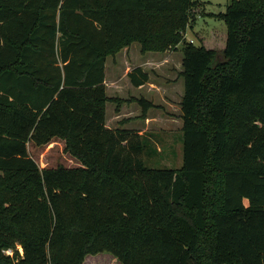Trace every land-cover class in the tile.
Here are the masks:
<instances>
[{
  "label": "trees",
  "instance_id": "1",
  "mask_svg": "<svg viewBox=\"0 0 264 264\" xmlns=\"http://www.w3.org/2000/svg\"><path fill=\"white\" fill-rule=\"evenodd\" d=\"M195 5L0 0V264H264V0L218 15L221 60L185 39ZM133 43L182 45L180 169L147 167V135L106 127L107 60ZM56 139L77 167L31 157Z\"/></svg>",
  "mask_w": 264,
  "mask_h": 264
},
{
  "label": "rangeland",
  "instance_id": "2",
  "mask_svg": "<svg viewBox=\"0 0 264 264\" xmlns=\"http://www.w3.org/2000/svg\"><path fill=\"white\" fill-rule=\"evenodd\" d=\"M194 2H196V5L191 11L190 27L186 30L185 39L188 42L192 40L196 46L203 45L207 49L216 50L219 60H221L223 59L222 51L226 44L227 28L225 22L218 15L226 11L231 0H194ZM181 47L180 44L179 49ZM176 48L172 47L168 50L173 53L172 61L169 64L158 69V73L148 72L150 80L166 86L167 81L177 78V72L172 71V68L175 70L181 68L180 61L182 57L179 53L181 51ZM155 58L159 59L161 56ZM113 60L112 58L108 60L109 74H112L113 69H116L112 65ZM118 70L117 68L116 71ZM181 83L183 84L182 80ZM174 89L177 90L178 85ZM174 100H176L175 97ZM112 105V108L117 106L115 103ZM138 106L141 109L140 111L143 112V105L139 104ZM159 112L162 116H170L166 109ZM171 112L176 113L173 110ZM176 128V124H172L170 130L153 132L148 136V139L144 140L143 159L147 167L154 169L181 168L183 163V132L181 128H178L179 130ZM28 149L31 157L40 168L55 167L57 165L77 167L79 165L75 159L65 153L63 141L58 139L45 147H35L29 144ZM87 258L86 264H118L109 254H99ZM94 258L99 260H93Z\"/></svg>",
  "mask_w": 264,
  "mask_h": 264
},
{
  "label": "crops",
  "instance_id": "3",
  "mask_svg": "<svg viewBox=\"0 0 264 264\" xmlns=\"http://www.w3.org/2000/svg\"><path fill=\"white\" fill-rule=\"evenodd\" d=\"M137 44L133 43L131 46L122 49L115 57L108 58V60L114 59L112 65L116 69L118 68V71L113 69L112 74H109V61L107 60L104 83L107 96L111 101L106 104V127L112 130H134L143 136H150L153 132L170 130L172 124H176V129L182 128L180 117V102L184 92V86L181 83L183 79L180 76L182 58L180 61L181 68H176V70L172 68V71L177 72V78L167 81L166 86L149 79L145 85L134 87L128 77L133 69L140 67L147 73L149 71L158 73V69L169 64L173 56L172 51L142 53L141 45L136 46ZM176 49L181 51L179 45ZM179 53L182 57V52ZM157 56H161V58L156 59ZM177 85L178 89L175 90L174 87ZM140 100H146L152 106L146 112H141L138 106ZM113 103L117 104L114 108H112ZM163 109H166L170 116H162L159 111ZM172 110L176 113L171 112ZM93 260L99 259L94 258Z\"/></svg>",
  "mask_w": 264,
  "mask_h": 264
},
{
  "label": "built area",
  "instance_id": "4",
  "mask_svg": "<svg viewBox=\"0 0 264 264\" xmlns=\"http://www.w3.org/2000/svg\"><path fill=\"white\" fill-rule=\"evenodd\" d=\"M189 42L193 43V41H192V40H190ZM8 254H10V252H8Z\"/></svg>",
  "mask_w": 264,
  "mask_h": 264
}]
</instances>
